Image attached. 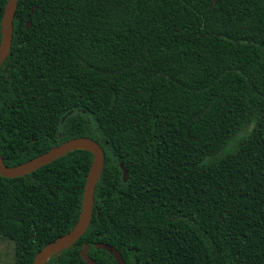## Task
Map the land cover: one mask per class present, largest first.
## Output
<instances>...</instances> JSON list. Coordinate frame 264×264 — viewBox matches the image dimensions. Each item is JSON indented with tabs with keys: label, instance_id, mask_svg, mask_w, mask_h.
<instances>
[{
	"label": "trees",
	"instance_id": "16d2710c",
	"mask_svg": "<svg viewBox=\"0 0 264 264\" xmlns=\"http://www.w3.org/2000/svg\"><path fill=\"white\" fill-rule=\"evenodd\" d=\"M8 0H0V43ZM33 10V11H32ZM0 154L97 140L91 223L47 264H264V0H18ZM93 154L0 175V236L33 264L81 217Z\"/></svg>",
	"mask_w": 264,
	"mask_h": 264
},
{
	"label": "water",
	"instance_id": "95a60500",
	"mask_svg": "<svg viewBox=\"0 0 264 264\" xmlns=\"http://www.w3.org/2000/svg\"><path fill=\"white\" fill-rule=\"evenodd\" d=\"M17 3L18 0H8L5 7L2 23V40L0 43V66L9 54L12 46L14 35L13 19ZM74 149H86L93 154V162L84 189L81 217L72 230L46 244L36 254L33 264H47L48 259L53 254L74 244L88 229L93 216L96 184L105 163V152L97 140L91 137L81 136L66 140L39 156L15 166L7 165L0 154V175L13 178L28 174ZM100 246L113 250L118 264H126L125 259L120 253L116 252L114 247L107 243H101ZM87 250L88 246L85 245L81 251L82 257L88 264H99L87 253Z\"/></svg>",
	"mask_w": 264,
	"mask_h": 264
},
{
	"label": "rangeland",
	"instance_id": "374dc122",
	"mask_svg": "<svg viewBox=\"0 0 264 264\" xmlns=\"http://www.w3.org/2000/svg\"><path fill=\"white\" fill-rule=\"evenodd\" d=\"M16 245L14 240L0 236V264H15Z\"/></svg>",
	"mask_w": 264,
	"mask_h": 264
}]
</instances>
